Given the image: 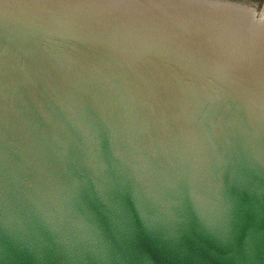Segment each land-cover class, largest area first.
I'll return each instance as SVG.
<instances>
[{"label": "water", "instance_id": "95a60500", "mask_svg": "<svg viewBox=\"0 0 264 264\" xmlns=\"http://www.w3.org/2000/svg\"><path fill=\"white\" fill-rule=\"evenodd\" d=\"M0 264H264V0H0Z\"/></svg>", "mask_w": 264, "mask_h": 264}]
</instances>
